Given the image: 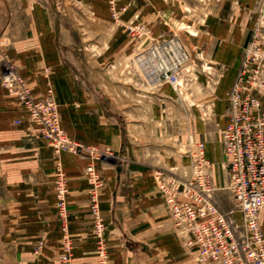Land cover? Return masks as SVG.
I'll return each mask as SVG.
<instances>
[{
  "label": "rangeland",
  "instance_id": "1",
  "mask_svg": "<svg viewBox=\"0 0 264 264\" xmlns=\"http://www.w3.org/2000/svg\"><path fill=\"white\" fill-rule=\"evenodd\" d=\"M0 7V23L6 24L2 32L4 39H0V63L12 67L21 77L22 62L10 54L12 49L21 52L26 47L18 39L41 36L38 23L47 22L52 26L60 24L62 36L67 38L65 50H49L45 46V53L55 59L54 77L63 75L59 63L66 67V77L61 78L62 90L68 97L77 96L75 103L61 108L54 91L41 99L56 102L60 124L71 139L96 147L101 154L94 158L83 150L57 155L53 150L54 157L68 154L85 158L84 180L91 162L98 171L105 165L124 170L123 179L130 177L134 188L120 186L114 196L117 191L119 196L139 194L141 180L147 175L140 166L150 165L151 180L163 195L158 176H189L191 151L196 142L204 141L216 186L213 198L230 213L238 232L242 231L241 215L227 188L228 168L221 131L228 117L229 93L237 76L231 61L239 56V67L241 56L250 44L255 51L264 53V0H0ZM30 22L37 25L28 28ZM170 37L180 41L189 60L183 74L172 78L173 81L152 84L132 68V58L138 50ZM259 95L264 98V87ZM22 106L23 119H15L14 125L28 123L38 139L53 149L43 136L41 125L32 121ZM59 171L64 173L69 188L67 174L58 161L52 170L51 217L45 220V225H50V238L40 234L31 243L21 244L13 230L17 223L0 220V264H75L67 204L70 189L65 220L57 193ZM121 175L119 172V180ZM103 184L102 180L101 189ZM6 190L4 185L0 193ZM98 207L104 223L101 236L96 231L92 204L90 207L95 264H100L101 248L105 249L110 264V231L99 201ZM6 214L3 206V216ZM263 215L264 207L259 213L264 231ZM175 235L181 245L192 249L185 234L176 230ZM27 245L31 247L26 248ZM194 258L197 264H215L201 263L196 251Z\"/></svg>",
  "mask_w": 264,
  "mask_h": 264
},
{
  "label": "crops",
  "instance_id": "2",
  "mask_svg": "<svg viewBox=\"0 0 264 264\" xmlns=\"http://www.w3.org/2000/svg\"><path fill=\"white\" fill-rule=\"evenodd\" d=\"M27 25L28 28H34L37 24L30 22ZM38 25L42 35H29L18 39L22 40L20 43L26 47L21 48V52L12 49L10 54L22 62L20 72L30 85L33 96L41 99L54 91L61 108L65 109L67 104L75 103L73 101L77 96L68 97L62 90L61 80L66 77V67L59 63L60 72L61 68L64 70L61 72L63 78L60 73L55 78V66L52 62L55 59L45 53V46H48L46 48L49 50H65L68 46L67 38H63L60 24L53 23L52 26L47 22ZM5 28L6 24L0 23V39H4L2 32ZM51 33L56 37H52ZM238 57L231 61L235 73ZM49 61L51 63H48ZM4 70L5 65L0 63V189L2 190L4 185L8 189L5 193H0V220L17 223V228L13 230L21 244L31 243L33 238L40 234L49 235L50 238V225L46 226L45 220L49 221L51 217L52 170L59 161L69 180L67 204L75 264H95L90 186L84 180L83 174L86 159L73 158L68 154L54 157L53 149L38 139L28 123L14 125V120L23 119L25 112L21 101L10 93L8 86L4 84L7 74ZM261 98V110L264 111V98ZM62 123L64 124L63 121ZM140 167L146 169L147 175L141 180L142 187L135 196H119L118 191L113 195L120 186L128 185L130 189L134 188L130 177L123 179L124 170L121 172L118 167L112 165L101 166L102 171L99 170L104 183L99 190V204L110 231V264H197L194 249L181 245L175 235V231L180 229L174 224L166 204V196L156 190L151 180L152 167L145 164ZM119 172L122 173L120 180ZM3 206L7 213L5 217Z\"/></svg>",
  "mask_w": 264,
  "mask_h": 264
},
{
  "label": "built area",
  "instance_id": "3",
  "mask_svg": "<svg viewBox=\"0 0 264 264\" xmlns=\"http://www.w3.org/2000/svg\"><path fill=\"white\" fill-rule=\"evenodd\" d=\"M188 60L189 55L180 41L170 37L138 50L132 58V68L148 82L159 84L182 75ZM5 69L8 71L4 84L25 106L29 118L41 125L42 134L49 140L55 154L84 150L94 158L100 157L96 147L84 146L64 131L53 99H36L32 89L12 67L5 65ZM262 87L264 53L255 51L250 44L241 56L229 93L228 120L221 131L228 168L227 188L236 211L241 215V232H238V225L230 213L213 198L216 186L204 141L196 142L191 151L189 176L179 178L162 173L158 176L173 221L187 236L201 263L264 264V231L259 219L264 207V111L259 95ZM85 179L90 185L96 231L101 236L104 223L99 216L98 193L102 179L93 162L86 167ZM68 191L67 179L59 171L57 193L65 220ZM99 255L100 264H107L104 248L100 249Z\"/></svg>",
  "mask_w": 264,
  "mask_h": 264
}]
</instances>
